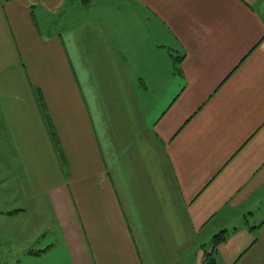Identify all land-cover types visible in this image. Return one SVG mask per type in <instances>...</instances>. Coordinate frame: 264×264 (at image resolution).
I'll list each match as a JSON object with an SVG mask.
<instances>
[{
	"label": "crops",
	"instance_id": "crops-1",
	"mask_svg": "<svg viewBox=\"0 0 264 264\" xmlns=\"http://www.w3.org/2000/svg\"><path fill=\"white\" fill-rule=\"evenodd\" d=\"M221 232L215 264H264V0H0V264Z\"/></svg>",
	"mask_w": 264,
	"mask_h": 264
},
{
	"label": "trees",
	"instance_id": "trees-1",
	"mask_svg": "<svg viewBox=\"0 0 264 264\" xmlns=\"http://www.w3.org/2000/svg\"><path fill=\"white\" fill-rule=\"evenodd\" d=\"M226 239V233L225 232H221L219 235H217L215 238H214V241H213V252L211 255H209L207 257V260L203 263V264H215V261H214V254H215V248L220 244L222 243L223 241H225Z\"/></svg>",
	"mask_w": 264,
	"mask_h": 264
},
{
	"label": "rangeland",
	"instance_id": "rangeland-1",
	"mask_svg": "<svg viewBox=\"0 0 264 264\" xmlns=\"http://www.w3.org/2000/svg\"><path fill=\"white\" fill-rule=\"evenodd\" d=\"M225 249H227V248H225ZM224 254H225V253H224ZM220 256H221V258H222L223 261H225V262L227 261L228 256H223L222 254H221ZM232 263H233V262H232Z\"/></svg>",
	"mask_w": 264,
	"mask_h": 264
}]
</instances>
